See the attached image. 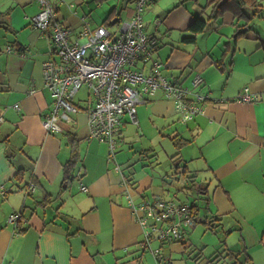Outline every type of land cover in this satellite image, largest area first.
Segmentation results:
<instances>
[{
  "label": "crops",
  "instance_id": "1",
  "mask_svg": "<svg viewBox=\"0 0 264 264\" xmlns=\"http://www.w3.org/2000/svg\"><path fill=\"white\" fill-rule=\"evenodd\" d=\"M81 1L66 0L59 10L74 33L82 28L83 17L93 27H111L135 9L134 0L115 2L99 23ZM212 1L157 0L146 11L154 12L145 24L158 39L154 55L164 73L184 85L200 73L202 92L211 100L205 114L182 124L174 103L159 92L138 105L139 126L123 119L119 145L128 141L133 149L138 132L143 136L154 130L186 142L179 150L172 141L179 157L165 162L158 160L153 146L140 150L143 163L130 161L127 171L117 156V164L133 180L136 202L208 199V205L199 201L203 210L194 225L184 226L182 242L154 241L144 249L143 228L124 195L122 174L115 162H108L107 146L87 138V111L76 113L61 134L43 127L52 97L44 88L42 68L52 58V42L32 25L37 1L0 0L6 23L0 25V39L12 38L4 48L0 45V111L5 118L0 124V186L11 191L6 196L0 192V264H264V101H235L245 87L264 94V0L260 15L249 22L238 21L231 12L212 17L206 8ZM75 5H82L83 12ZM197 15L209 19V29L196 43L183 42ZM156 18L161 20L158 28ZM246 24L248 34L235 40L237 26ZM8 46L15 52L7 53ZM66 133L79 139L81 155L69 183L63 173L71 151ZM179 166H186L205 190L184 188L192 184L178 178ZM22 210L23 231L18 233L8 218Z\"/></svg>",
  "mask_w": 264,
  "mask_h": 264
},
{
  "label": "built area",
  "instance_id": "2",
  "mask_svg": "<svg viewBox=\"0 0 264 264\" xmlns=\"http://www.w3.org/2000/svg\"><path fill=\"white\" fill-rule=\"evenodd\" d=\"M38 13L32 25L52 42V58L43 63L44 88L52 97L49 112L43 118V127L51 133L65 132V126L74 122V115L88 114V139L103 143L108 148V162H115V170L124 178V195L134 211V218L143 228L142 248L150 249L154 241L171 242L184 239L183 227L194 225L190 205L174 200L136 202L133 188L117 164L118 147L124 117L139 126L138 105L162 92L174 103L179 122L187 124L205 113L211 100L202 92L205 79L196 73L189 85L176 83L164 73V64L155 58L158 39L148 34L144 13L157 0H134L135 9L118 31L103 24L93 27L82 18V28L74 33L59 17L66 0H36ZM122 21L119 23V25ZM156 27L161 20L155 21ZM12 47L7 53H13ZM25 56V53H22ZM86 89V94L79 93ZM240 103L264 101L263 93H254L245 87L235 99ZM84 104V107L80 105ZM16 110L21 107L14 105ZM6 109V108H4ZM4 122L0 111V123ZM32 189V187H30ZM83 190L88 188L83 186ZM0 192L6 196L5 187ZM21 213H12L8 220L17 224ZM160 257L159 251H156Z\"/></svg>",
  "mask_w": 264,
  "mask_h": 264
},
{
  "label": "trees",
  "instance_id": "3",
  "mask_svg": "<svg viewBox=\"0 0 264 264\" xmlns=\"http://www.w3.org/2000/svg\"><path fill=\"white\" fill-rule=\"evenodd\" d=\"M206 8H211L210 15L212 17L218 18V17H221L222 15H224L226 12H231L233 15H235L236 19H239L238 21L244 19L247 22H249L253 18L259 16L261 11H262L261 5H260V0H213L210 4H208L206 6ZM1 24L4 26L6 23H4V21H3V15L0 14V25ZM208 24H209V19H205L202 15H197L192 20V22L190 23V25L188 27V34L186 36H184L182 41L186 42V43H196L198 36L203 34L204 32H206L209 29ZM246 26H247V24L244 26H237V29L233 35L235 40H237L243 36H246L248 34V32L245 33L243 31L246 28ZM247 28H248V26H247ZM8 47H12V46H8ZM12 48L14 49V52H15V48L14 47H12ZM9 54H11V53H9ZM217 63L219 65H221L222 60L218 61ZM175 82L180 83L178 81H175ZM52 102H53V100H52ZM3 116H4V114H3ZM4 121H5V118H4ZM49 133H51V132H49ZM54 134H61V133H54ZM65 135H67V139H68L71 151H70L69 160L63 165V173H64V177H65V182L69 183L72 180H74L76 177L75 171H76V167H77L78 163L80 162L81 155H80V148H79V139L75 135H73L72 133H66ZM172 141L179 148V150L182 148V145H185V143H186L185 141H183L182 139L177 138V137L173 138ZM178 155L179 154L177 153L174 156V158L176 159L177 157H179ZM177 168H178V170H177L178 178L179 179L183 178V180L192 184V185H190L191 187L188 185H184V188L192 189V188H195V186H196L198 189L197 190L198 193H201V192H203V190H205V188L202 185H199V184L196 185L195 181L193 180V178H195L194 175H188L186 166H182V167L179 166ZM180 168L182 169L181 172H179ZM19 172L21 173V171H19ZM19 172L17 173V175H19ZM122 173H123L125 179L128 181V183L133 184V180H132L131 176L126 175L123 170H122ZM179 175L181 177H179ZM32 184H34V183H32ZM133 185H131L132 188H133ZM29 188H30V186L28 187V190H29ZM5 189L7 191L6 195H9V193L11 191L8 190L6 187H5ZM198 195L200 196V194H198ZM156 200H158V199H155L151 202H154ZM199 201H205L206 204L208 205V199L204 200V198H199V197H197V199L193 198L192 200L187 201L188 203H186V201H184V202L175 201V202H177L178 204L190 205L191 214L193 216L194 221L196 222L198 220V218L200 217V212L203 210V207H201ZM48 202H49L48 200L45 201L46 204ZM18 212L21 213L22 218H21V220H19V222L17 224H15V226H16V231L18 233H21L23 230L21 228L22 225L20 226V222H22V220L25 218V214H24L25 212H24V210L18 211ZM14 213H16V212H14ZM209 224H210V228H214V225L211 226L212 221H210ZM183 233H184V238H185L186 232H185L184 227H183ZM183 240L171 241V242H182ZM161 243L165 244L168 242H161ZM235 264H240V263L237 262Z\"/></svg>",
  "mask_w": 264,
  "mask_h": 264
},
{
  "label": "rangeland",
  "instance_id": "4",
  "mask_svg": "<svg viewBox=\"0 0 264 264\" xmlns=\"http://www.w3.org/2000/svg\"><path fill=\"white\" fill-rule=\"evenodd\" d=\"M103 1H101V0H91V1L90 0H82L80 3L84 4L83 7H85V10L92 8V14L94 13V16H95L97 22H99V20H104L106 18L107 14L105 12H108L111 9V6H113V4L115 2H120L121 0H111V1L107 0L103 6L101 4H98L99 2L101 3ZM174 1H176V3H179L181 0H174ZM189 1H191L192 3L196 2V0H189ZM202 1L204 4L206 3V0L205 1L202 0ZM86 2H88V5L86 4ZM182 2L186 3L187 0H182ZM75 6H76V10L83 12V10L81 8L82 5L81 6L75 5ZM153 16H154V12H151V14L149 12H145L144 13L145 23L146 24L149 23V19L152 18ZM122 17H123V20H122V23L120 25L117 24V25H112L110 27L112 31L120 30L123 23L127 21V16L125 13H123ZM158 19L160 20V18H156L155 21ZM155 21H154V23H155ZM99 23H97V24H99ZM7 41L11 42L12 38L9 36V39H7V40H1L0 39V45L2 46V48L5 47V44ZM85 94H86V89H83L79 93L80 97H83ZM80 106L84 107V104H82ZM137 134H139V136L137 135V137H136L137 140L135 142L133 141L131 143L135 146L133 149L131 148V145H128L129 144L128 141L126 144L125 143L123 145L120 144L122 147H120V145L118 147L117 156H119V159L122 158L124 160L121 163L119 162V164L124 166L125 171H127V168L125 165L130 163V161L131 162H137L138 161L139 165H141L143 163L142 161H140V155L138 154L140 150L148 149L149 147L153 146V148L156 151V155L158 156V160L163 161V162L168 161L169 158L171 156L175 155L177 152L175 150V145H173L172 141L170 140V137H165V136H167V134H169L168 132L163 133V134H165V136L160 134L159 131H155V130L153 132H150L151 135H149L147 133L146 135L141 136L142 131L138 132ZM136 151H138V152L134 153ZM130 164H132V163H130ZM76 187H77V185H76ZM76 189L79 190V187H77ZM192 199H193V197L189 198V200H192Z\"/></svg>",
  "mask_w": 264,
  "mask_h": 264
},
{
  "label": "water",
  "instance_id": "5",
  "mask_svg": "<svg viewBox=\"0 0 264 264\" xmlns=\"http://www.w3.org/2000/svg\"><path fill=\"white\" fill-rule=\"evenodd\" d=\"M115 22H116V21H113V23H115ZM243 31L246 32V31H247V28H245Z\"/></svg>",
  "mask_w": 264,
  "mask_h": 264
}]
</instances>
